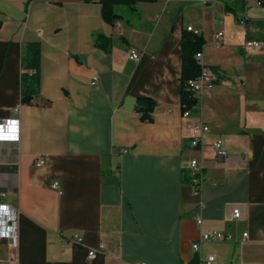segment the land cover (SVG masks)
Segmentation results:
<instances>
[{"label": "crops", "instance_id": "crops-1", "mask_svg": "<svg viewBox=\"0 0 264 264\" xmlns=\"http://www.w3.org/2000/svg\"><path fill=\"white\" fill-rule=\"evenodd\" d=\"M118 10L125 16L111 24L100 0H0V120L17 117L21 128L19 142L0 143V190L20 212L19 245L0 239V264H189L195 255L198 264H264V7L246 0L249 25L224 0ZM188 26L205 39L202 64L221 78L186 117ZM100 32L110 53L95 44ZM28 41L42 46L41 91L29 104L20 91ZM141 96L157 102L150 121L136 111ZM199 120L210 129L195 147L189 124ZM193 158L199 191L182 178ZM208 230L230 238L195 250ZM75 233L83 241L64 244Z\"/></svg>", "mask_w": 264, "mask_h": 264}, {"label": "trees", "instance_id": "trees-1", "mask_svg": "<svg viewBox=\"0 0 264 264\" xmlns=\"http://www.w3.org/2000/svg\"><path fill=\"white\" fill-rule=\"evenodd\" d=\"M92 1V0H86ZM158 0H100L102 5V16L108 23L124 18V14L118 10L119 6L126 7L130 12L137 11L138 2H154ZM264 7V0H258ZM225 10L233 12L236 19L240 22L250 24L251 19L241 15L245 10L246 0H224ZM1 26V22H0ZM205 43L203 35L191 30H184L182 34V72H181V101L185 105L184 110L191 109L198 103V98L188 89L187 82L198 77L202 71V64L197 59V52L201 51ZM96 46L110 53L113 41L104 33L100 32L95 40ZM41 62L42 46L40 41H28L22 46L21 52V79L20 91L22 103H31L36 95L41 91ZM213 68V67H212ZM217 70L215 67L213 68ZM157 106V102L149 96H141L136 100V111L141 119L150 121L152 113ZM198 174L192 175L190 170L183 171V181L193 183V178ZM199 257L195 255L189 264H198Z\"/></svg>", "mask_w": 264, "mask_h": 264}, {"label": "built area", "instance_id": "built-area-1", "mask_svg": "<svg viewBox=\"0 0 264 264\" xmlns=\"http://www.w3.org/2000/svg\"><path fill=\"white\" fill-rule=\"evenodd\" d=\"M188 30H191L197 34H200V30L188 26ZM41 34V31H38ZM223 33L219 32L218 36L220 37ZM246 47L260 48L262 42L258 39H248L245 43ZM139 51L133 49L131 51V58H138ZM197 59L201 62L202 52H197ZM221 78L220 71L213 69L207 65L202 64V71L200 75L194 79H190L187 82V87L190 89L193 94L198 98L201 97L212 87L217 81ZM92 82L95 84L98 82V76H93ZM19 107H15V111L18 112ZM183 115L189 117L192 115V110L187 109L183 111ZM189 126L193 130V136L191 144L193 146H198L201 143L202 135L209 131V126L203 121L199 120L197 122H191ZM21 134L20 128V119L17 117H10L3 120H0V143L2 142H19ZM213 147L218 158H224L227 156V150L223 145L221 139H216L213 142ZM123 151H126L124 149ZM44 160L38 159L36 164H43ZM189 170L192 175L198 174L193 178V184L196 189L199 191L203 180V168L200 164V161L197 158H193L189 167ZM53 186H58L57 182L53 183ZM7 192L0 190V239L7 241L12 247H17L19 245V210L14 207L12 204L6 202L5 197ZM233 217H240V211L238 208L234 209ZM202 223V219H198V224ZM248 233H245L244 236L247 237ZM230 238V235L224 234L218 230H208L204 231L201 235L200 241L193 244V248L198 250L202 241H217ZM69 241L82 242L83 238L80 234L75 233L72 236L64 239V244H67ZM102 248V247H101ZM100 248V249H101ZM98 249L92 248L89 251V257H93L96 254ZM209 260H213L214 256H210Z\"/></svg>", "mask_w": 264, "mask_h": 264}]
</instances>
